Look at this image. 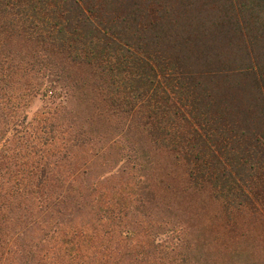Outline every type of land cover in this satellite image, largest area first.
<instances>
[{"label":"trees","instance_id":"1","mask_svg":"<svg viewBox=\"0 0 264 264\" xmlns=\"http://www.w3.org/2000/svg\"><path fill=\"white\" fill-rule=\"evenodd\" d=\"M219 78L251 104L222 107ZM114 120L168 156L173 196L212 190L218 222L146 209L171 173L127 158ZM263 130L264 0H0V264H264Z\"/></svg>","mask_w":264,"mask_h":264},{"label":"rangeland","instance_id":"2","mask_svg":"<svg viewBox=\"0 0 264 264\" xmlns=\"http://www.w3.org/2000/svg\"><path fill=\"white\" fill-rule=\"evenodd\" d=\"M238 42H240V39ZM221 44V42H220ZM225 44V43H224ZM215 46H219V42H215L214 43ZM217 84V91L219 92V101H220V105L222 107H229V102L233 101V104H237L239 105L242 109H245L246 105H250L251 104V98L249 97V95L245 94L247 89V84L245 79H242V83L238 86V83L236 82H232V81H228L225 80V78H219L216 82ZM49 101V97H46L44 95H40L39 97L33 99L30 103V105L27 108V114L30 120L34 119L37 115V113L39 111H41L44 108V105L46 104V102ZM80 105V104H79ZM69 111L71 112L72 110H77L78 109V104L76 103V101H73L71 103V106L69 107ZM77 108V109H76ZM232 108V106L230 107ZM237 114V113H236ZM243 118H246L245 115H241ZM237 117H240L237 114ZM80 119V118H79ZM115 121V120H114ZM82 123V122H80ZM111 128L110 131L112 132V136H116V135H122L123 136V140H124V151L125 154L128 157L130 156H134L135 153H138L136 150H141L143 149V151L141 152L142 155H144V159L145 161H148L149 159H151V161H155L156 163L165 165L164 167H166V170L169 174L168 176L165 177V180L162 179L164 181V186L165 187H170L168 190L165 189V191H161L160 195L162 197V200L166 203L169 204L168 206H163L162 208H160L158 205H155L156 200L157 199L153 198L154 196L151 195V193H146L147 194V198L151 201V204L149 206H147L146 209H170L169 211L173 214H175L176 216V221H183V222H189L187 224H194L195 223V219L196 221H198L197 223H195L196 227H201L203 225H207V222H205L203 224L202 221H199L200 218H198V216L196 214H200V215H205V217H213L214 222L217 223L218 219L216 217H214L215 212H217L218 210L222 209L221 208V204L215 199V196L212 194V190H210V192H206V193H198L196 191H189L186 194V198H183L181 196L179 197H175L172 195V193H169L170 189H175L177 192L181 191L185 185V183L182 182V177L178 174V172H176L173 168H171V162L170 159L167 158L168 156L159 151V150H154L153 147L149 146V143L147 142V140L143 139V144H138V139L139 136L138 134H134L132 136H129L128 133H126V129H125V125L123 123H120V121H115L114 123L111 122ZM87 126V125H85ZM96 128H99V126H96ZM264 131V130H263ZM129 139V142H126V140ZM131 141V142H130ZM132 142L134 143L135 147L132 146ZM147 142V143H145ZM116 157V156H115ZM123 161L124 157L119 158L116 157V159H114V163L109 164L111 167H114L113 169L117 168V166L123 165L124 162H119L120 164H117L118 162H116L115 165V161L118 160ZM78 160L80 161V163L82 162H86L89 161L90 159L87 158L85 155L78 157ZM132 160V159H131ZM107 161V160H106ZM134 161V160H132ZM105 161L102 159H94L93 161H91V166L93 167V173L91 174L93 177L95 176H99L101 174H103L105 171H109L108 169L111 167L108 165L107 167H103L102 165H105ZM114 164V166H113ZM164 178V177H163ZM145 194V195H146ZM146 197V196H145ZM161 204L162 203L161 201ZM134 209H144V207H141L139 204H137V206ZM196 212V213H195ZM210 228H207V230L205 232L201 233V243H206L209 245H214L215 241L213 242V238H217L219 237V235H222L221 233H217L213 227L208 226ZM212 228V230H210ZM219 234V235H217ZM209 251H213L212 248L209 249ZM214 253V252H212Z\"/></svg>","mask_w":264,"mask_h":264}]
</instances>
